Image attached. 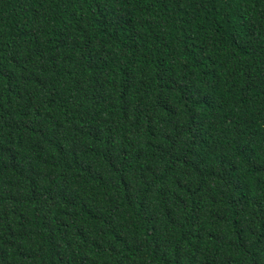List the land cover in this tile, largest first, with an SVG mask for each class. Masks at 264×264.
<instances>
[{
    "label": "trees",
    "instance_id": "1",
    "mask_svg": "<svg viewBox=\"0 0 264 264\" xmlns=\"http://www.w3.org/2000/svg\"><path fill=\"white\" fill-rule=\"evenodd\" d=\"M0 264H264V0H0Z\"/></svg>",
    "mask_w": 264,
    "mask_h": 264
}]
</instances>
